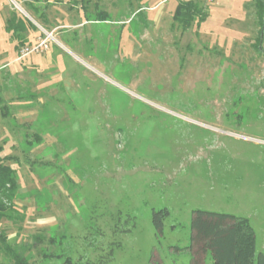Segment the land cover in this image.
I'll return each instance as SVG.
<instances>
[{"label":"rangeland","instance_id":"1","mask_svg":"<svg viewBox=\"0 0 264 264\" xmlns=\"http://www.w3.org/2000/svg\"><path fill=\"white\" fill-rule=\"evenodd\" d=\"M49 1L0 0V19L12 12L16 29L30 15L46 29L41 14L56 21L75 3L89 20L102 10L127 22L79 28L98 33L85 41L93 54L72 48L84 62L69 55L74 100L4 99L18 115L0 120L12 132L0 156H12L17 189L0 217V264H14L10 250L31 264L94 262L110 250L106 264H213L193 252L196 209L247 218L264 251V38L259 50L254 0H194L207 16L187 30L172 18L178 0ZM39 107L58 114L24 115ZM163 208L157 231L152 211Z\"/></svg>","mask_w":264,"mask_h":264},{"label":"crops","instance_id":"2","mask_svg":"<svg viewBox=\"0 0 264 264\" xmlns=\"http://www.w3.org/2000/svg\"><path fill=\"white\" fill-rule=\"evenodd\" d=\"M63 1V3H65L69 0ZM77 4L79 5V2ZM33 9L36 11L35 8ZM80 12L81 10L74 3L71 5L70 11L66 14L64 12L56 14V21H52L53 18L51 19L49 17L50 15L41 14L40 17H42V22L48 25L45 30L52 31L53 34H55L58 43H53L50 50L42 54H30L18 58L19 48L22 45L34 42L37 37L41 35L37 26L38 23L35 21L33 22L31 16L28 15L32 22H29L27 27H25V24H22L20 20V25H15L16 29H13L14 26L11 25L9 27L7 24V21L14 17L12 12L9 11L8 14H5L2 11L0 19L2 21L0 27L3 32L0 36V58H2L0 61V94L2 97L4 96L3 99L11 100L12 104L16 101L20 106L21 103L19 101L29 100L26 104L32 103L35 107L39 104L38 102H40V105H44V107L48 103V106L49 102L55 100L57 96L58 98H62V94H64V97L74 100L70 97V92L72 88L78 86H76L77 80L74 78L71 67L76 61L69 55L71 54L77 60L84 62L79 55L74 53L72 48L77 47L82 51L88 52L85 42L87 37L91 40L93 36L91 33H98L97 30L89 33L88 31L84 32L79 28H83L86 25H91V27L97 28L101 24L109 23H121L122 25H125L127 22V19L110 21L108 17H106V19H101V17L97 16L93 17V20H89L87 14ZM51 22H54L55 24ZM88 53L93 54V52ZM89 54L88 57L91 56ZM8 75H11V77H9L7 82L4 83L5 78ZM14 78L18 80L17 88H14L13 86ZM14 89H18L17 93H15ZM26 94H30L31 96L28 98L23 97V95ZM53 110H42L39 107L32 109V111H29L24 115H31L37 118L40 117L43 112H47L48 116H56L58 112L55 110L54 113ZM60 112H62L60 116H65V114L68 113V110H62ZM17 115L18 114H11V119L13 117L16 118ZM4 119L0 122V140L10 136L9 134H12L7 125L10 122H6ZM2 145L4 150L6 146L5 144ZM259 251L264 253L263 249H259Z\"/></svg>","mask_w":264,"mask_h":264},{"label":"trees","instance_id":"3","mask_svg":"<svg viewBox=\"0 0 264 264\" xmlns=\"http://www.w3.org/2000/svg\"><path fill=\"white\" fill-rule=\"evenodd\" d=\"M38 1V0H37ZM82 2V0H81ZM257 8V20L260 24L259 36L256 38L257 48L261 50L264 38V0H254ZM106 19V11L98 12ZM207 12L194 0H178L172 14L182 30H187L194 22L199 26L206 19ZM15 17L7 21L9 27L14 26ZM11 116L10 109L0 96V120ZM3 150L0 144V152ZM12 156H0V217L7 216L13 208V198L17 189L16 170L7 164ZM168 214L166 208L152 211V223L157 231H161L163 218ZM193 252L208 254L213 264H264V253L256 249L254 229L245 217L225 212L203 209L193 210L191 219ZM128 230V229H127ZM4 241V238L1 239ZM9 252V246L3 242ZM14 264H31L21 254L10 250ZM110 250L106 257L101 256L98 261H73L70 257L64 259V264H106L110 259Z\"/></svg>","mask_w":264,"mask_h":264},{"label":"built area","instance_id":"4","mask_svg":"<svg viewBox=\"0 0 264 264\" xmlns=\"http://www.w3.org/2000/svg\"><path fill=\"white\" fill-rule=\"evenodd\" d=\"M40 27V26H38ZM42 30L41 35L37 37V39L29 44L22 45L19 48V57L22 58L24 56L30 54H42L49 50L51 43H58V40L54 37L52 31H47L40 27Z\"/></svg>","mask_w":264,"mask_h":264}]
</instances>
